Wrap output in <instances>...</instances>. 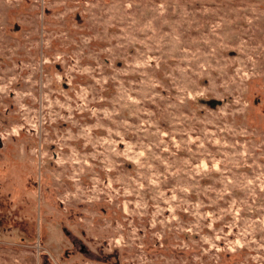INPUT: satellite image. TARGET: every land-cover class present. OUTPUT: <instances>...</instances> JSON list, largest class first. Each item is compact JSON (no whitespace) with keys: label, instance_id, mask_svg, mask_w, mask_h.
<instances>
[{"label":"rangeland","instance_id":"rangeland-1","mask_svg":"<svg viewBox=\"0 0 264 264\" xmlns=\"http://www.w3.org/2000/svg\"><path fill=\"white\" fill-rule=\"evenodd\" d=\"M0 264H264V0H0Z\"/></svg>","mask_w":264,"mask_h":264}]
</instances>
